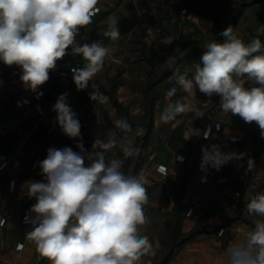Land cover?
Masks as SVG:
<instances>
[{"label":"clouds","instance_id":"obj_1","mask_svg":"<svg viewBox=\"0 0 264 264\" xmlns=\"http://www.w3.org/2000/svg\"><path fill=\"white\" fill-rule=\"evenodd\" d=\"M98 4L99 0H0V61L9 67H20L25 90L37 93L49 80L57 61L69 55L70 49L71 55L85 61L83 67L71 69L77 90L91 87L92 101L107 102L93 77L103 70L111 50L98 41L81 44L77 40L80 30L99 13ZM118 21L109 17L104 32L113 42L121 38ZM219 35L224 42L212 37L205 43L191 79L176 69L178 87L170 88L166 95L174 96L178 88L186 95L168 103L160 120L166 123L189 110L197 118L202 117L199 107L191 103L197 99L198 89L208 101L219 96L224 113L255 123L264 138V44L259 38L246 44L231 25ZM175 64L171 55L164 62L170 68ZM68 95H59L52 111L62 133L77 140L78 151L71 147L48 148L46 158L38 162L44 181L26 182L28 197L36 199L26 213L25 221L32 225L26 239L50 264H140L144 256L152 254L149 237L141 234V228L148 223L144 178L125 175L122 159H107V152L118 143L115 133H109L106 139L96 137L91 150L84 147L82 126L67 102ZM114 125L124 133L133 131L123 117ZM142 131L137 129L136 133ZM193 135H198L195 129ZM120 146L125 158L137 152L127 137ZM202 151V182L207 181L209 168L219 171L229 162L243 167L247 156L246 152ZM246 164L251 171L255 161L247 157ZM157 171L167 176L165 166H159ZM245 207L250 216L256 217L254 225L225 248L224 264H264V193L252 196ZM223 232L221 229L218 235Z\"/></svg>","mask_w":264,"mask_h":264},{"label":"rangeland","instance_id":"obj_2","mask_svg":"<svg viewBox=\"0 0 264 264\" xmlns=\"http://www.w3.org/2000/svg\"><path fill=\"white\" fill-rule=\"evenodd\" d=\"M163 1L99 0L98 7L100 9L112 11L109 17L122 22L119 27L121 38L115 42L109 38L105 41L104 38L96 37L100 34L103 35L105 31L101 30L99 34H92L90 28L85 27L81 29L77 40L80 43L89 40L87 42L89 44L98 41L110 48L111 51L105 59L103 70L93 77V81L98 85L99 93L107 97L108 100L107 102L102 100L92 101L89 98L91 87L78 91L73 82V75L65 81V89L61 91V94H69L67 102L78 114L82 126L81 137L86 149L91 150V145L96 137L106 139L109 133H115L118 141L117 146L107 152L106 155L107 159L120 158L124 162L129 158L130 163L126 168L124 165L122 168L125 175L142 176L140 172L142 168L138 160L147 134L146 126L141 123L144 112L143 101L145 99L142 92V82L148 72L145 69L146 63L142 58L146 55L151 56L158 53L161 56H159V61L162 68L165 67L164 62L170 55L174 56L177 61L176 50H162L160 46L157 47L159 43L168 44L173 41L171 36L161 37L162 32L157 24L158 21L153 19L159 14L158 7L161 6ZM185 1L174 0V2L183 5V8H187ZM258 1L246 0L245 2H251L254 4V8L264 9V4ZM224 3L225 1L220 3L217 1V6L203 12L205 0H198L191 11L183 14L187 15L188 20L192 19L197 23H201L202 20L206 21V18L211 21L216 16H221L223 22L228 14L220 10V7H225ZM257 17L253 10L248 8L243 21L234 29V32L240 36L248 33V31L264 33V25H258ZM124 18L127 22L123 21ZM184 29L186 34H190L194 28L189 24ZM218 29L221 30V28ZM202 30V34L194 33L191 37L194 36L195 40H199V46H202L204 50L205 43L215 36L217 30L203 26ZM195 64L196 62H185L180 66V71L183 70V72H189L193 75ZM4 66L5 68L14 69L16 72L15 78L20 80L22 74L20 67L16 65ZM57 72L58 67L56 66L49 73V80ZM91 83L90 81L89 84L91 85ZM164 84L166 82L162 86ZM10 85L11 83L8 85L7 91L11 89ZM245 86L249 87L250 85L246 84ZM15 92L13 98H31L34 94L30 90H25L23 86ZM185 95L186 93L183 90H177L174 96H167L164 100L161 99L159 109L155 113L156 125L154 126L158 130L161 127L164 128L162 131L166 134L169 147L182 149L187 144V140L180 138L176 132L169 137L173 128L185 124L187 131L184 135L190 140L193 138L194 142L200 145L202 138L206 135L207 127L212 126L215 128L214 124L219 122L221 135L213 138L217 141H220L221 137L227 139L222 142L223 146L220 151L224 153L246 152L247 156L244 158L243 167H237L235 162H229L219 171L209 168L206 182H202L205 173L200 169L201 163L194 165L193 169L196 172L197 182L195 187L196 196L190 198L187 205L183 203L180 205V235L176 240L173 239V226L177 221L176 205L172 206L166 200V203H162L157 210L151 213L153 215H150L149 208L146 205L144 206L148 223L141 228V234L149 237L152 244V254L144 256L140 264H224L225 248L254 225L256 217L248 214L245 205L252 196L264 193V138L260 136L258 125L255 123L248 124L239 116L224 113L219 107V96L214 95L211 101H208L209 98L200 93L198 89L196 91L197 99L191 101V103L199 107L202 117L197 118L195 113L189 110L178 115L174 121L166 123L159 121L161 112L166 105L181 100ZM54 103L55 101H53V105ZM7 112H12L11 114L17 117L25 116V112L18 107L16 109L14 106L12 110H8L3 107V102H0V118L9 116ZM55 116L56 113L52 111L43 120L32 123L28 127V131L20 132L23 137H26V141L21 147L19 156L25 153L31 163H36L38 156H46L50 147L57 149L71 147L74 151H78L76 148L77 140L62 133L59 125L54 122ZM121 117L126 118L132 125L133 131L131 133H124L115 128L114 122ZM137 129H142V133L137 134ZM194 129L198 135L192 136ZM125 137L133 142L137 150L136 154L128 158L124 157L120 146ZM252 137L257 138L258 141H253ZM211 148V150H215V147ZM19 156L16 159L22 162L23 157ZM247 157H251L255 161V166L251 171L246 169ZM148 177L150 178V176ZM26 179L28 180V178ZM33 180L38 181L34 178H31L30 181ZM157 195L159 197L163 195L161 189L157 190ZM189 212L191 214H187ZM221 229H224L222 236L218 235ZM9 231L12 232L10 233L12 236L7 237L5 234L2 240L10 242L11 248L25 232L27 233V230L22 231L16 227ZM19 263L23 264L21 261ZM0 264H4L3 261L0 260Z\"/></svg>","mask_w":264,"mask_h":264},{"label":"crops","instance_id":"obj_3","mask_svg":"<svg viewBox=\"0 0 264 264\" xmlns=\"http://www.w3.org/2000/svg\"><path fill=\"white\" fill-rule=\"evenodd\" d=\"M14 75L6 81H0V102H3V107H5V109L8 108V110H12L14 106L17 109L15 103L9 107L8 102L13 98L12 96L14 93H16L15 90L18 91L20 87H24L22 82L15 78L16 76ZM10 83L11 89L7 91ZM56 100L57 99L53 101ZM159 105L160 104L158 103L157 110L159 109ZM11 113L12 112H7L9 116L0 118V141L4 135L14 130L18 129L19 132H22L25 123L30 127L32 123L38 122L26 115L17 117ZM159 121H161L160 118ZM162 129L164 130L162 127L160 130L154 127L147 140L148 146L146 152L143 157L138 160V163H140V167L142 168L140 172L144 178L145 187L148 189V203L146 204V207L149 208L150 215H153L151 213L157 210L162 203H166V200H168L172 206H175L176 198L180 197L181 203L187 205L190 198L196 196V172L193 167L195 164H198L199 162L201 163L203 155L202 150L204 148L212 149L211 147H215V150H221V147L223 146L221 141H217L213 138L220 136V131L214 130L211 134L212 137H210V140L203 137L199 145L194 142L193 138L190 140V138H187V136L184 135L187 131V127H185V124H182L173 128L169 137L176 132L180 138L187 140V144L182 149H172L169 147L166 140V134H164ZM20 139L23 140L22 143L19 142ZM25 141L26 137H23L21 133L16 141V148L11 153L0 156V162L4 157L11 161L10 167L5 171L0 172V218H6V224L0 227V260L3 261L4 264H20V261L23 262V264H31L30 262H32L38 254L35 250V245L26 239V232L14 243L13 248L10 247V242L6 241V243L2 240L5 234L7 237L12 236L10 234L12 232L9 230L14 227L22 231L27 230V232L32 230V225L23 224L21 222L22 216L28 213L30 207L36 203V199L29 198L26 193L28 186L26 182L30 181L31 178H34L35 180L38 179V181H44L43 176L40 174L41 169L38 162L42 161L45 156H38L36 163H31L25 153L19 156L21 147L24 145ZM177 154L184 156L185 160L183 162L177 161ZM18 156L21 158L23 157L22 162L16 159ZM129 163L130 160L128 158V160L123 163L125 168ZM160 164L167 165V176L162 175L157 171L156 167ZM148 176H150V178ZM26 178H28V180ZM11 180L15 181V187L13 189L10 188ZM158 189H161L163 192V195L160 197L157 195ZM31 215L34 216L35 214ZM18 242L24 243V249L21 251L16 250V244Z\"/></svg>","mask_w":264,"mask_h":264},{"label":"trees","instance_id":"obj_4","mask_svg":"<svg viewBox=\"0 0 264 264\" xmlns=\"http://www.w3.org/2000/svg\"><path fill=\"white\" fill-rule=\"evenodd\" d=\"M198 0H186L185 5H187V12L191 11L193 9V6L197 4ZM217 1L220 3L221 1H225V7H220L221 11L224 13H228L225 20L221 21V16H216L212 18L210 21L206 18V21L202 20L201 23H197L191 20L187 19V15H184L182 13L183 5H180L179 2H174V0H164L163 4L158 7L159 14L154 17L153 19L155 21H158V26L161 30V37L171 36L173 37V41L168 44H161L159 43L157 45L161 47L162 50H176V57L177 61L176 64L173 67H161L160 65V58L159 54H152L151 56H144L142 59L145 61L146 66L145 69L148 70L147 76L142 82V92L144 95V101H143V116L141 123L142 125L146 126V136L144 139V147L142 149V153L140 154V159L143 157L144 153L147 149V140L149 135L151 134L152 130L154 129L155 125V113L157 111L158 103L161 99H165L167 97L166 93L167 91L174 87L176 85V75L175 71L176 69H179L180 66L183 65L185 62H200V57L203 54L204 50L202 46L199 45V40H195V37H191L194 33H201L203 32V27H210L213 30H217L215 33L214 38L218 42H224V37L220 36L219 33H221L225 28H227L229 25L235 29L238 24H240V21H243L244 14L246 13V10L248 8H251L253 12L256 14V17L258 18V25L262 26L264 25V9L263 8H254V4L251 2H245L246 0H205V4L203 5V12L209 11V8L217 6ZM258 2H261L264 4V0H259ZM256 3V2H255ZM213 9V8H212ZM224 9V10H222ZM219 10V11H220ZM202 11V10H201ZM217 11V10H215ZM112 11H103L100 9L99 13L93 18V22L88 25L87 27L90 28L91 33H98L99 31H106L107 30V24H108V17ZM124 22H127V20L124 18ZM122 22H118V28L120 27ZM191 24L194 28L190 34H186L185 27L187 25ZM225 28H224V27ZM218 28H221L219 30ZM223 28V30H222ZM126 30V29H124ZM81 31V30H80ZM104 33V32H103ZM238 35V34H237ZM246 44L251 42L253 38H259L264 44V33H258L256 31H248V33L240 36L238 35ZM98 38H104L105 41H107V37L104 36V34L97 35ZM199 39V38H198ZM88 41L82 42L87 43ZM71 50L69 49V55H66L62 60H58V72L49 80L50 84L53 88H57L60 91H63L65 89V83L59 84V78L63 75V73L67 70H70L73 66L79 65L80 67L84 66L85 61L80 56H74L70 54ZM161 57V56H160ZM180 73H185L183 70L180 71ZM15 74L14 69L5 68L3 62H0V81H6L8 80L12 75ZM188 78H192L191 73H187ZM164 86H162V84ZM178 87V86H177ZM178 90H182L179 89ZM58 97L54 98L57 99ZM9 107L15 103V98H12L9 100ZM8 109V108H7ZM107 117V116H106ZM31 118V117H30ZM34 119V118H31ZM177 117L174 119L176 120ZM170 120V121H174ZM169 121V122H170ZM29 125L24 124L22 131L26 132L28 131ZM216 129H212L210 135L212 132ZM220 130V129H219ZM218 130V131H219ZM21 135V133L17 130H14L10 133H7L4 135L0 141V156L6 155L11 153L16 148V141L18 137ZM207 136V140H210L211 136ZM209 138V139H208ZM221 142H225L227 139L224 137L220 138ZM256 139V140H255ZM253 141H258L257 138L252 137ZM46 156L44 157V159ZM164 165V164H163ZM167 166V165H166ZM168 168V167H167ZM168 173V172H167ZM129 176H133V174H130ZM137 177V176H136ZM36 201V200H35ZM180 205L181 200L180 197L176 198V207H177V221L176 224L173 226V239L176 240L180 235ZM38 255V254H37Z\"/></svg>","mask_w":264,"mask_h":264},{"label":"built area","instance_id":"obj_5","mask_svg":"<svg viewBox=\"0 0 264 264\" xmlns=\"http://www.w3.org/2000/svg\"><path fill=\"white\" fill-rule=\"evenodd\" d=\"M186 12H187V9L185 7L182 8V13H186ZM72 68H81V67L79 65H77V66H73ZM71 69L70 70L66 69V71L63 73V75L59 78V84L60 85L65 83V81L68 80L71 75H73ZM49 84H50V81H48L47 83L42 85L37 90V93H34L31 98H26V97L16 98L15 99L16 107H18L20 110H23L27 117L34 118L37 121L43 120L46 116H48L52 113L53 100H54V98H56L60 95V91H59L58 87L53 88L52 85H49ZM38 93H42V95H38ZM214 125H215V128H213L212 126L207 127V129H206L207 136L210 135L212 129L219 130L221 128V125L219 122H217ZM19 142L22 143L23 140L20 139ZM181 157L183 158L182 160L180 159ZM176 160L183 162L185 160V157L182 156L181 154H177ZM10 165H11L10 159L4 157L0 162V172L7 170V168H9ZM161 165H163V164L158 165V167ZM163 166H165V168L168 172L167 166L166 165H163ZM158 167H157V169H158ZM14 187H15V181L11 180L10 181V188L13 189ZM25 217H26V214H24L22 216L21 222L23 224H29L25 221ZM0 220L3 221L2 226H4L6 224V218L2 217V218H0ZM2 226H0V227H2ZM19 245H22L23 247L22 248L18 247ZM23 249H24V243L18 242L16 244V250L21 251ZM31 264H50V261H48L46 258L41 257L38 254Z\"/></svg>","mask_w":264,"mask_h":264}]
</instances>
